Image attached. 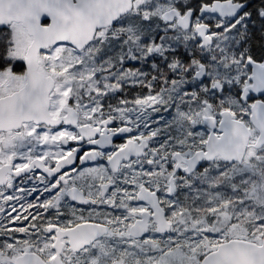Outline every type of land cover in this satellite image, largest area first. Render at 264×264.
<instances>
[{"label": "snow or ice", "instance_id": "1", "mask_svg": "<svg viewBox=\"0 0 264 264\" xmlns=\"http://www.w3.org/2000/svg\"><path fill=\"white\" fill-rule=\"evenodd\" d=\"M0 264H264V0H0Z\"/></svg>", "mask_w": 264, "mask_h": 264}, {"label": "trees", "instance_id": "2", "mask_svg": "<svg viewBox=\"0 0 264 264\" xmlns=\"http://www.w3.org/2000/svg\"><path fill=\"white\" fill-rule=\"evenodd\" d=\"M254 42H256V45H258V42L257 41H254ZM258 47V46H257Z\"/></svg>", "mask_w": 264, "mask_h": 264}, {"label": "flooded vegetation", "instance_id": "3", "mask_svg": "<svg viewBox=\"0 0 264 264\" xmlns=\"http://www.w3.org/2000/svg\"><path fill=\"white\" fill-rule=\"evenodd\" d=\"M254 44L256 45V42H254ZM256 46H259V45H256Z\"/></svg>", "mask_w": 264, "mask_h": 264}]
</instances>
